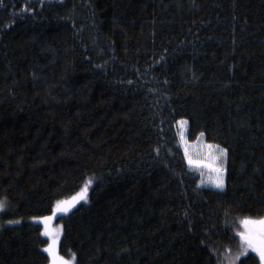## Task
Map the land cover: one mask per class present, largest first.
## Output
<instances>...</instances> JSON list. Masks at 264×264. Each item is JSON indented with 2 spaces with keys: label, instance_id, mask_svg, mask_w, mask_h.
Segmentation results:
<instances>
[{
  "label": "trees",
  "instance_id": "1",
  "mask_svg": "<svg viewBox=\"0 0 264 264\" xmlns=\"http://www.w3.org/2000/svg\"><path fill=\"white\" fill-rule=\"evenodd\" d=\"M182 118L227 149L224 189ZM85 186L55 217L75 264H261L264 0H0V264H48L33 218Z\"/></svg>",
  "mask_w": 264,
  "mask_h": 264
},
{
  "label": "rangeland",
  "instance_id": "2",
  "mask_svg": "<svg viewBox=\"0 0 264 264\" xmlns=\"http://www.w3.org/2000/svg\"><path fill=\"white\" fill-rule=\"evenodd\" d=\"M177 127L180 134L181 144L185 150L187 160L189 165L192 168H196L201 172V182L204 185H207L209 187L218 188V189H224L226 186V167H227V153L224 155H221L219 149L224 148L221 145L210 142L207 140L206 135L203 133L199 134V136L194 139H189V122L186 118H182L178 121ZM219 146V148L217 147ZM191 161V163H190ZM218 169H223V171H218ZM219 178L223 179V187L217 186V180ZM86 188V191H85ZM87 195V187L81 188L78 192L70 196L66 199H60L61 205L60 207H67L68 211H70L75 204H77L80 200H82ZM0 202L3 203V207L0 208V213L7 209L8 207V201L7 199H0ZM57 203L54 207V210L51 214L45 215V216H36L33 218L34 221H37L39 223H42L44 225L42 232L45 236L49 238V242L44 246L45 251L49 254V252L46 250L48 245L55 242V248L56 251L60 256H63L65 259L72 260V255L70 256H64L60 252V240L63 233V224L62 221L55 220V217L58 214L66 213L64 211H57ZM44 217H51V219L45 220ZM253 219H259V218H253ZM10 221L13 220H1L0 219V225L3 224H11ZM51 223V224H50ZM253 231L256 230V225H250L249 226ZM245 227L242 224V231H245ZM248 250L253 251L251 248H247ZM255 252V251H254ZM258 254V253H257ZM50 256V254H49ZM52 256H50V261L48 264H51ZM73 264H75V258L73 260Z\"/></svg>",
  "mask_w": 264,
  "mask_h": 264
},
{
  "label": "snow or ice",
  "instance_id": "3",
  "mask_svg": "<svg viewBox=\"0 0 264 264\" xmlns=\"http://www.w3.org/2000/svg\"><path fill=\"white\" fill-rule=\"evenodd\" d=\"M203 135V133H201ZM219 148V146H217ZM221 155H224L227 153L226 148H220L219 149ZM191 163V161H190ZM218 171H223V169H218ZM88 183H91V180H89ZM217 186L223 187V179L219 178L217 180ZM86 191V188H85ZM61 201H57V211H64L66 212L68 208L60 207ZM4 205L2 202H0V208H2ZM43 219L48 220L51 219V217H44ZM13 221H10V223ZM241 224L244 225L245 231H242L239 233L243 243L244 248H251L253 251L259 254V258L261 261V264H264V217H260L258 220L245 217L241 220ZM250 225H256L257 228L255 231H253L249 226ZM50 256H52L51 264H73V260L75 258V254H72V260L65 259L63 256H60L55 248V242L48 245L46 249Z\"/></svg>",
  "mask_w": 264,
  "mask_h": 264
}]
</instances>
